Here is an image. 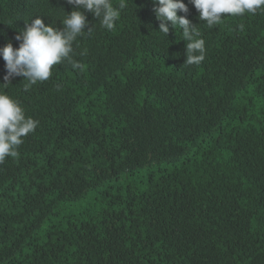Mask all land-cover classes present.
<instances>
[{
	"label": "trees",
	"instance_id": "1",
	"mask_svg": "<svg viewBox=\"0 0 264 264\" xmlns=\"http://www.w3.org/2000/svg\"><path fill=\"white\" fill-rule=\"evenodd\" d=\"M127 3L112 31L85 13L81 68L6 86L39 125L0 162V264H264V9L208 27L184 0L206 48L187 65L153 0ZM73 10L0 0V48Z\"/></svg>",
	"mask_w": 264,
	"mask_h": 264
},
{
	"label": "clouds",
	"instance_id": "2",
	"mask_svg": "<svg viewBox=\"0 0 264 264\" xmlns=\"http://www.w3.org/2000/svg\"><path fill=\"white\" fill-rule=\"evenodd\" d=\"M74 10L62 19L63 28L53 24L46 25L37 16L16 36L21 41L18 48L12 43L0 48V56L6 62V83H0V162L6 157L16 156L23 138L35 132L39 121L27 116L19 99L10 96L6 86L11 84L15 76L24 77L23 88L29 91L38 82L47 81L53 73L54 66L68 61L74 69L81 68L76 61L74 44L78 47V38L85 35L88 25L86 12H92L99 19L100 25L112 31L122 12L128 7L127 0H119L114 5L112 0H67ZM199 12V19L205 21L208 27L219 25L226 16H243L246 13L255 14L258 9H264V0H191ZM154 12L161 22L159 33L167 36L172 28L182 30L186 44L185 64H200L206 55L205 41L201 33L186 16L178 12L188 13L184 0H153ZM241 30L243 25L239 26ZM91 31V30H89ZM84 53H81L83 55Z\"/></svg>",
	"mask_w": 264,
	"mask_h": 264
}]
</instances>
